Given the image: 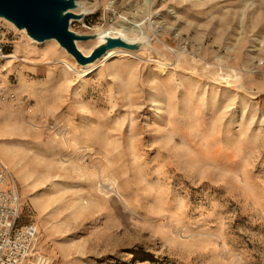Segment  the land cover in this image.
Returning <instances> with one entry per match:
<instances>
[{
	"label": "rangeland",
	"instance_id": "1",
	"mask_svg": "<svg viewBox=\"0 0 264 264\" xmlns=\"http://www.w3.org/2000/svg\"><path fill=\"white\" fill-rule=\"evenodd\" d=\"M80 1L85 52L128 20L137 56L65 76L60 45L0 21L30 52L0 62L16 94L0 150L32 171H11L19 225H38L51 264H264V0Z\"/></svg>",
	"mask_w": 264,
	"mask_h": 264
},
{
	"label": "bare ground",
	"instance_id": "2",
	"mask_svg": "<svg viewBox=\"0 0 264 264\" xmlns=\"http://www.w3.org/2000/svg\"><path fill=\"white\" fill-rule=\"evenodd\" d=\"M154 4V0H144V5L148 8V11L151 9L152 5ZM74 13L76 12H81L79 13V15L84 14V5L83 3L79 0L77 2V8L73 11ZM4 21L8 24H10L13 28L17 29L12 23H10L7 20H4L2 18H0V21ZM139 25H137L136 23H132L128 20L121 22L120 24H116L111 26L109 29H107L106 31L101 32L100 34H98L97 38L95 39V43L96 45L94 46V49H96L98 46H100L101 44H103L107 38H112V39H117V38H121L123 40H125L128 43H132L135 42L134 39H132V37H130V34H133L134 32H138V35H141V38H144V33L142 32V30H137L136 27H138ZM22 35H24L28 41H30L31 43L34 44H38V45H44V44H48L50 42H53L55 44V46H58L59 44L57 43L56 40H49L46 41L44 43H38L35 42L32 38H30L25 30H20L19 31ZM76 46L79 50V52H81L84 56L88 57L92 50L89 52H85L83 49V46L81 45L80 42H75ZM167 48L171 49V51L173 50L172 48H170L169 46H167ZM61 49L63 50L62 52H64V54H66V56H68V60H63L61 61V63L63 64V74L66 76L67 72H72V73H76V74H80L79 71L82 72V74L88 75V74H92L94 72H96L101 66H103V64L114 60V59H123V58H134L137 56V53L130 50V49H126V48H122V47H116V48H112L110 50L107 51V53L101 57L99 60L87 64V65H80L78 64L77 60L74 58V56L69 55L68 52L61 47ZM23 50V51H22ZM146 50V49H144ZM19 53H23L25 55H29L30 52L29 51H24V47H18L14 53H11V55L6 57V61H7V65L11 64L13 62H17V61H21L24 63H28L30 64V61L28 58H23V59H19ZM156 69L161 73V74H165L168 71V68L163 64V63H159L156 62ZM8 68L6 65H1L0 66V76H2L4 79H6L7 75H3L2 73L7 72ZM18 91L19 90H24V83H21L18 87H17ZM28 90L30 91V93H34L37 91L36 87L34 85H30L28 86ZM13 102V101H10ZM2 105L4 106L3 110H2V115H8V114H13L15 111L13 110L14 106L16 105L15 103H8V102H4L2 103ZM20 156L17 153H14L12 150L10 149H3L0 150V163L4 164L10 171V173L14 172L18 177H20L21 180L25 179H29L32 175V171L30 170L28 165H23L22 161L20 160ZM21 165V166H20ZM12 171V172H11ZM14 184L16 186V181L14 179V177L12 176ZM110 184L112 186V190H114L115 192H118L119 195L122 197L123 193L121 192V189L119 187V178L116 177H111L109 179ZM5 186L9 187V182L7 181L5 184ZM17 188V186H16ZM93 190L96 192L95 195H92L93 198L99 199L100 197L98 196V193L101 192V190L98 188V182L95 183L93 185ZM122 194H121V193ZM91 197V198H92ZM90 198V199H91ZM41 198L36 197L35 199H32L33 205L35 207V209L38 211L39 214H41L44 210V203L41 202ZM175 218L177 220H181L182 214L180 212H177L175 214ZM48 264H51V260H48Z\"/></svg>",
	"mask_w": 264,
	"mask_h": 264
},
{
	"label": "water",
	"instance_id": "3",
	"mask_svg": "<svg viewBox=\"0 0 264 264\" xmlns=\"http://www.w3.org/2000/svg\"><path fill=\"white\" fill-rule=\"evenodd\" d=\"M76 8L77 0H0V18L12 23L19 31L25 30L35 42L56 40L82 65L95 62L112 48L137 49L136 45L121 38H107L88 57L84 56L75 42L89 37L76 34L69 27L71 20L83 15L74 13Z\"/></svg>",
	"mask_w": 264,
	"mask_h": 264
},
{
	"label": "built area",
	"instance_id": "4",
	"mask_svg": "<svg viewBox=\"0 0 264 264\" xmlns=\"http://www.w3.org/2000/svg\"><path fill=\"white\" fill-rule=\"evenodd\" d=\"M14 40L0 24V62L11 55ZM7 93L0 80V102L16 99ZM9 182V187L5 186ZM21 202L9 169L0 163V264H48L50 260L38 250L41 231L36 224L18 226Z\"/></svg>",
	"mask_w": 264,
	"mask_h": 264
},
{
	"label": "trees",
	"instance_id": "5",
	"mask_svg": "<svg viewBox=\"0 0 264 264\" xmlns=\"http://www.w3.org/2000/svg\"><path fill=\"white\" fill-rule=\"evenodd\" d=\"M18 221H19V219H18ZM17 224H18V226H23V225H19V223L17 222Z\"/></svg>",
	"mask_w": 264,
	"mask_h": 264
}]
</instances>
